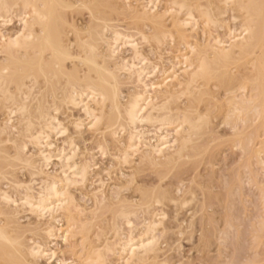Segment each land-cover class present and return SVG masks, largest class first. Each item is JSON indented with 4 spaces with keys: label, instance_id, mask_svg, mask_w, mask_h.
<instances>
[{
    "label": "bare ground",
    "instance_id": "obj_1",
    "mask_svg": "<svg viewBox=\"0 0 264 264\" xmlns=\"http://www.w3.org/2000/svg\"><path fill=\"white\" fill-rule=\"evenodd\" d=\"M113 1L0 0V56L3 55L0 60V107L6 114L5 121L0 123V137L17 130V125H11L13 116L15 118L18 115L20 127L16 138L0 139V158L23 170H30V176H43L39 180L38 191H34L36 194H33L30 187L23 186L22 182L15 183V196L0 189V203L4 205L3 208L12 209L14 206L17 210L19 207L21 210L27 209L26 213L34 215L35 219H47L50 222L65 213L63 229H56L44 222L49 226L45 227L44 233L53 241L59 239L62 243H68V239L76 233V227L81 223H78L76 216L81 210L74 205L69 190L77 185H86L94 168L91 154L89 161L85 158L83 161L77 160L79 151L73 140L60 139L67 147L56 149L54 146L55 150L50 151L55 138H66L68 134L67 127L58 118L61 108L82 113L88 131L109 132L117 161L120 160L122 164H128L134 157H138L137 161L143 164L167 166L180 158L191 143L192 133L208 121L199 105L203 106L204 112L209 110V106H206L208 99L215 100L211 87L229 91L235 84L239 85L243 94L241 98L233 96L229 99L232 111L238 117L253 112V117L264 128V0H205V6L200 4L201 0H141L140 8L133 7L129 0H122V4L117 2V6L116 0ZM162 2L164 6L160 9ZM107 10L111 15L115 13L122 16L121 20L127 17L130 19L126 20L128 22H138L136 27L139 23L146 26L150 34L147 31L148 34H145L139 27L137 30L123 26L127 30H118L117 26L113 27L115 24H109L112 17L106 16ZM80 11L87 12L88 22L85 20V25L80 22L78 26L73 16ZM15 19L19 29L8 36L4 33L5 27ZM168 19L170 22L167 26L165 20ZM226 21L233 26L226 24ZM124 22L121 21V24ZM219 24H223L221 26L227 30L226 35L223 34L225 38L212 33V28L217 29ZM131 25L134 26L133 23L128 26ZM200 26L208 31L204 44L194 39ZM132 28L135 34L131 33ZM203 35L206 36V33ZM137 37L147 45L153 43L154 46H151L156 51L162 52L163 46L170 48L172 43L183 48H176V55H171L174 62H170L165 69L161 66L157 78L156 70L160 65L152 64L143 55ZM102 45L105 48L103 52ZM126 50L130 57L121 58L120 55ZM241 63L251 68V86L255 95L247 96L244 93L247 86L244 81L249 78L234 83L238 79L233 68L236 70ZM119 72L127 76L125 79L134 80L136 86L133 84L135 91L129 94L124 104L120 102ZM57 77L61 81L52 85L49 79ZM40 78L44 80L43 88L37 86L40 85ZM36 87L40 88V92L35 94L39 97H33ZM11 88L18 95L19 103H16ZM181 97L185 99L184 107L174 106V101H179ZM4 103H11V106ZM62 112L65 113L63 109ZM102 122H105L104 126ZM71 125L78 133L82 131L84 123L76 119ZM149 128L154 131H149ZM121 137L125 140L121 141ZM3 143H11L14 152L12 156L5 148H1ZM28 145L36 150L35 155H27ZM103 145L99 143L97 146L100 156L106 153L107 147ZM53 158L58 161L56 164L59 172L51 176L45 171ZM98 182L93 197L98 195L99 199L107 201L104 200V183L102 180ZM162 197L168 202H176L172 197ZM154 203L161 204V199L156 198ZM3 211H0V216L10 217L6 210ZM133 217L134 213L126 209L115 213L113 242L108 243L107 240L102 243L98 239L100 246L94 247L95 250L91 251L84 264H106L109 256H117L116 264H146L151 260L159 250V237L155 236V231L161 225L164 214L154 210L148 219L145 218L144 229L142 227L143 230H138V234H135ZM9 221H6L5 226H0V264H29L27 259L33 263L40 260L53 262L56 255L50 246L33 238L29 240L31 244L24 247L22 241L18 240V234L15 236L10 232ZM118 221L126 227L125 235ZM62 261L60 264L65 263Z\"/></svg>",
    "mask_w": 264,
    "mask_h": 264
},
{
    "label": "rangeland",
    "instance_id": "obj_2",
    "mask_svg": "<svg viewBox=\"0 0 264 264\" xmlns=\"http://www.w3.org/2000/svg\"><path fill=\"white\" fill-rule=\"evenodd\" d=\"M75 1L76 0H74V2ZM129 1V3H133V7H141V5H139L142 4L141 0ZM117 2L121 3L122 0H116V6L118 5ZM137 3L138 5L136 6ZM162 4L163 2L159 6L160 9L164 6V4ZM200 4L205 6L206 1L201 0ZM130 5L132 6V4ZM108 11L109 10H107V12ZM86 14V11H80L79 14H75L77 16H73L78 26L80 22L81 24L83 23V25H85L86 21L88 22V16ZM110 15L111 12H108L106 16ZM110 17H112L110 18L112 20L109 19L110 22H113H109V24H111V26L115 24L113 27L117 26L119 28L118 30H127L125 29L126 27H134L138 30L139 27V29L142 28L141 31H145V34L147 32L150 34V29L146 26L140 25L139 23L140 26L138 25V27H136L138 22H128L130 19L127 17H123L124 20H121L122 16L120 17L115 13H112ZM16 21L15 19L9 24L10 26L7 25L8 27H5L4 33L6 35L9 36L15 33L16 30L18 31L19 24ZM121 21L125 22L121 24ZM165 22H167L166 25L168 26L170 20H165ZM130 23H133L134 26H128ZM226 24L233 26L229 21L228 23L226 21ZM221 25L223 24H219L217 29H215V27L212 28L213 31L212 29L210 31H212V33L214 32V36L218 35V37L225 38L223 34L226 35L227 30ZM219 26L221 28H219ZM132 31L131 33H136L134 29ZM207 32V30L200 26L197 33L194 34V36L197 35V37L193 36L195 41L204 44L205 39L208 37ZM204 33H206V36L203 35ZM138 42L140 43L139 49L141 48L140 51H143H141L143 55L145 54L152 64L155 65V63H157V65H160L156 70L157 72L161 66L165 69L169 67L170 62H174L173 56L177 53L176 48H183L182 46L176 47L178 44L175 43L176 45H173L172 43L170 46L172 45L174 47L171 46L169 48L168 46V48H166V46H163L161 52L156 51L154 47L152 48V46H154L153 43L147 45L141 41L140 38ZM101 49L102 52L105 50V48L103 49V45ZM164 50L165 52H163ZM169 50L170 52L172 51L171 54ZM174 52L176 53L174 54ZM122 53V55H120L121 58L130 57V53L127 52V50L125 53ZM0 57L2 61L3 55ZM156 57H158V59L161 57L162 60L158 61ZM162 68L159 69L160 73ZM233 71L238 79L234 83L249 78L244 81V83L247 84L244 93L247 94V96L255 95V91L251 86V81L253 79L251 68L241 63L236 70L233 68ZM159 72L156 73L155 77L158 78L160 76ZM117 74L118 78L121 77L120 79L122 80L118 79V89H120V102L124 104L129 94L135 91L136 86L134 80L130 81L125 79L127 76L124 73L119 72ZM59 80L61 81L60 77L49 79L52 85L56 84ZM40 82H42L43 86ZM39 84L40 85L37 86L40 88L44 87V80L42 78L39 79ZM133 84L135 87H133ZM40 88L36 87V89L33 90V97L40 92ZM211 88L214 92L215 100H210V98L208 99L207 97L208 102L206 106L210 107H208L209 110L204 112L203 106L199 105V108L207 115V123L203 124L199 130L192 133L191 143L188 145V148L181 154L180 158L173 164L167 166H150L146 163L143 164L138 162V157H136L137 159L134 157L128 164H122L120 160L117 161V154L115 153V147L112 144L109 132L88 131L82 113L77 110L67 111L66 108H61V111L63 109L65 113L62 112V114L60 111L58 118L60 121L62 120L61 122L67 127L68 134L66 136L68 138H65V136L59 138V140L55 138V142L53 141L54 143L50 151H54L55 148L57 149L60 146L66 148L67 146L63 144V141L73 140L72 142L76 145L77 152L79 151L77 153V160L83 161L82 159L85 158L84 160L89 161L92 155L91 163L95 168H92L86 185L83 187L77 185L69 190L70 195H72L71 197L74 199V205L79 207V211L81 210V213L76 216L78 223L81 222L78 224L79 227H76L77 231L75 232L77 234L72 232L74 235L73 238H71V236L68 239L67 242L69 244L62 243L59 239H54L53 241L45 235V227L52 225L51 227H57L56 229H63L66 221L65 217H63L65 213L61 216L59 215V220H54L55 222L57 221L56 224L52 220L50 222V220L47 219H35L34 215L29 214V212L26 213L27 209L21 210L19 207L20 210H17L16 207L12 206L16 209V211L14 210L15 213L17 212L15 214L14 211H12L13 208L9 209L5 207L8 209L7 210L3 208L4 205H1V203L0 211L4 210L3 212H5L6 210V213H8L10 217L7 218V216L4 215V217L1 215L0 226H5L7 223L6 221L11 220L9 221L11 222V224L9 223V230L12 235L16 234L15 236H17L18 234L17 237H20L18 240L22 241L20 242L24 247H28L32 242H29V240L33 238L34 240L42 241L46 246H50V248L55 251L56 255L53 262H50L51 264H57V262L60 264L62 260L65 262L64 264H72L73 262V264H84V260L91 255L92 250H95L98 245L100 246V242H106L107 240L108 243L113 242L112 224L115 213L123 209L133 212V221L136 228L135 234H138L144 229L143 221H146L155 210L158 211V213L164 214L163 218H157H161V225L158 226L155 231V236H157V238L159 237L157 239V248H159V250L155 256L152 255L154 258L151 256V260L146 264H161V262L162 264H264V128H261L262 123H259V121L253 117V112L240 114L238 117L232 111L233 108L230 105L229 99L233 96L241 98L243 94L239 85L235 84V86L232 87L233 89L229 91L223 88ZM11 90L12 92L14 91L12 88ZM13 93L16 103H19L18 95L16 92ZM175 102L176 104H174V106L184 107L185 105V99L183 97H181L179 101H174V103ZM3 105L11 106V103H4ZM172 105L171 107L174 108ZM5 115V111L0 107V123L5 121ZM17 116L18 115H16L15 118L13 116L11 122V125H17V130L12 131V134H9L10 136L5 135L0 137V139L4 140V137L5 139H7V137H17V131L20 129ZM76 119H80V121L84 123L81 128L82 131L80 130L81 132L78 133L71 125V122ZM13 122L16 124L14 125ZM104 123L105 122H102L101 125L104 126ZM101 127L100 129L103 131V127ZM149 131L152 132L154 129L149 128ZM14 133L16 135H14ZM149 136L151 137L152 135ZM122 138L123 137H121V139ZM104 140L107 144H105ZM123 140H125V138L121 141ZM99 143L107 147L105 148L106 153L104 156H100L97 153V146ZM9 144L11 145V143H3L1 148H5L9 155L12 156L13 149L12 145L9 146ZM35 152L36 150L28 145L26 150V153H28L27 155H35ZM1 158V190L7 191L10 195L15 196L17 195V192L15 193L13 189L15 188V183H23V186H28L30 189H33L31 191H38L39 180L42 179L43 176H30V170H23L21 167H18V165L11 164ZM51 160L45 173L47 172L52 176L56 175L59 169L56 164L58 161L56 159L54 160V158ZM101 180L104 183V200L107 201H103L101 198L99 199L100 196L98 195H96L97 197L95 198L93 197V193L98 186L97 183ZM21 191L22 190L19 192ZM35 192L33 194H36ZM162 196L172 197L173 201L175 200L176 202H168L162 199ZM156 198L161 199V204L154 203ZM10 210L12 212H10ZM88 211L94 212L90 213ZM147 211L152 213L149 214ZM142 215L145 216L143 217ZM48 221L51 224H49ZM44 222L48 225L46 226ZM30 224H33V226ZM117 224L121 227L122 234H126V227H124L122 222L118 221ZM138 230L139 232L137 233ZM35 232L37 234H35ZM98 239L100 242L97 241ZM55 259L57 260L55 261ZM107 259L106 264H116L115 261L117 262V256H109ZM154 259L155 261L153 262ZM27 260L29 264H50L44 260H40L38 263H33L29 259Z\"/></svg>",
    "mask_w": 264,
    "mask_h": 264
}]
</instances>
